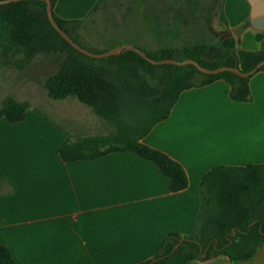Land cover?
I'll list each match as a JSON object with an SVG mask.
<instances>
[{
	"label": "crops",
	"instance_id": "1",
	"mask_svg": "<svg viewBox=\"0 0 264 264\" xmlns=\"http://www.w3.org/2000/svg\"><path fill=\"white\" fill-rule=\"evenodd\" d=\"M102 1L59 0L54 13L81 22L79 31ZM157 1L142 15L153 37L147 47L167 46L158 43L161 33H193L212 34V44L233 38L238 51H264L250 0H165L164 12ZM16 85L11 96L20 102L37 93L34 85ZM63 110L31 106L22 122L0 120V245L18 264L145 263L171 234H194L207 174L264 166V71L252 77L247 101L232 99L224 80L184 91L141 140L182 165L189 183L180 192L133 152L64 162L59 150L69 139L108 135V128L102 119L70 118ZM188 264H264V245L249 262L219 256Z\"/></svg>",
	"mask_w": 264,
	"mask_h": 264
},
{
	"label": "trees",
	"instance_id": "2",
	"mask_svg": "<svg viewBox=\"0 0 264 264\" xmlns=\"http://www.w3.org/2000/svg\"><path fill=\"white\" fill-rule=\"evenodd\" d=\"M50 1L54 13L59 0ZM54 18L81 45L72 35L81 22L63 20L55 13ZM262 38L258 35L259 40ZM136 47L155 61L193 59L212 70L230 67L248 73L264 60V51H238L233 38L223 39L219 44L197 42L156 50ZM0 49L5 64L15 65L20 70L40 54L62 58L59 70L45 82L50 99L60 101L74 96L91 107L100 119L116 127V132L108 135L77 141L69 139L59 150L64 162L94 160L114 152H133L154 163L169 179L173 192L188 187L184 168L141 140L169 117L186 90L224 80L231 87L232 99L243 102L250 96L252 77L242 78L228 71L207 75L194 65L156 66L130 50L107 58H90L74 49L52 26L44 1L25 0L0 5ZM17 54H23V58L14 62L12 57ZM260 71H264V67ZM29 109L28 102H19L9 96L0 108V120L22 122ZM263 245L264 166L222 167L211 171L202 182V208L194 234L185 238L171 234L160 252L141 264H188L219 256H227L234 263L249 262ZM0 264H18L4 245H0Z\"/></svg>",
	"mask_w": 264,
	"mask_h": 264
},
{
	"label": "rangeland",
	"instance_id": "3",
	"mask_svg": "<svg viewBox=\"0 0 264 264\" xmlns=\"http://www.w3.org/2000/svg\"><path fill=\"white\" fill-rule=\"evenodd\" d=\"M152 1H102L98 5L96 12L86 21L85 25L79 31H76V29L72 35L79 41L82 47L94 54L106 53L116 47L128 44L148 50H156V48L147 47V45H151L150 41L153 37L149 33V27L145 26L149 24L145 22V18L142 16L145 13L149 14L148 11L153 5ZM161 4L165 6V0L157 1L156 8L158 12H164V6ZM175 8H177V4ZM126 10L129 12L128 16H124ZM140 30L146 33H139ZM203 35H194L193 33H161L159 38L161 43L160 41L158 43L169 47H180L197 42L213 43V40H211L213 39L212 34ZM22 58L23 54H17L12 57V60L16 62ZM60 59L62 58L58 56L40 54L24 70H20L15 65L5 64L6 60L0 49V108L7 96L17 94L14 91V87L17 86L16 84L26 83L34 85L37 88L35 95L20 97L21 99H26L23 102H28L30 107L34 106L37 109L40 105L43 108H62L70 118L76 116V114L82 115V113H87L89 116L92 115L96 120L103 123L104 121H101L100 118L94 115L91 107L82 104L76 97L71 96L68 99L56 101L50 99L47 90L42 89L44 81L59 70L62 62ZM103 124L108 128L107 134L116 132V127L112 124L107 122Z\"/></svg>",
	"mask_w": 264,
	"mask_h": 264
},
{
	"label": "water",
	"instance_id": "4",
	"mask_svg": "<svg viewBox=\"0 0 264 264\" xmlns=\"http://www.w3.org/2000/svg\"><path fill=\"white\" fill-rule=\"evenodd\" d=\"M19 1H25V0H4L0 1V5L3 4H10L14 2H19ZM37 1H44L47 4V15L50 23L52 26L57 30V32L62 36L64 40H66L74 49L79 51L80 53L94 59H102V58H107L111 56L118 55L122 53L124 50H130L138 53L140 56H142L145 60L150 62L153 65H175L179 67H183L186 65H194L201 73L207 74V75H215V74H220L223 72H231L233 74H236L242 78H250L256 75L263 67H264V60H262L253 70H251L248 73L243 72L240 69L237 68H230V67H221L215 70L212 69H207L202 66H200L195 60L193 59H188L185 61H178V60H162V61H155L148 57L146 53H144L141 49L135 47L134 45H124V46H119L114 48L113 50L102 53V54H94L85 48H83L81 45L76 43L71 36L66 33L56 22L54 18V13H53V5L50 0H37ZM253 4V12H252V17H253V25L255 28L264 31V0H250ZM256 224V222H253V225ZM183 243V240L175 247L174 252L176 249ZM203 251V249L201 248ZM208 250L204 251L202 257L205 258L207 255Z\"/></svg>",
	"mask_w": 264,
	"mask_h": 264
}]
</instances>
